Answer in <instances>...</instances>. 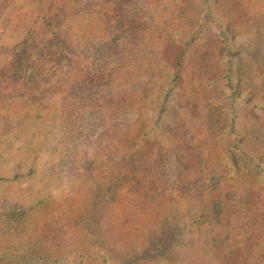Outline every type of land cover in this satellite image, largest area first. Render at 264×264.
I'll list each match as a JSON object with an SVG mask.
<instances>
[{"label": "rangeland", "instance_id": "rangeland-1", "mask_svg": "<svg viewBox=\"0 0 264 264\" xmlns=\"http://www.w3.org/2000/svg\"><path fill=\"white\" fill-rule=\"evenodd\" d=\"M130 261L264 264V0H0V264Z\"/></svg>", "mask_w": 264, "mask_h": 264}, {"label": "trees", "instance_id": "trees-1", "mask_svg": "<svg viewBox=\"0 0 264 264\" xmlns=\"http://www.w3.org/2000/svg\"><path fill=\"white\" fill-rule=\"evenodd\" d=\"M71 57V56H70ZM12 61V60H11ZM6 253H8V252H6ZM142 257H144V254H141V255H139V257L138 258H142ZM37 260V257L35 256V253L34 254H27V255H23V257H22V262H24V263H32V262H37L36 261ZM39 260V259H38ZM126 264H133L131 261L130 262H127Z\"/></svg>", "mask_w": 264, "mask_h": 264}]
</instances>
